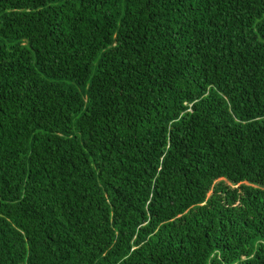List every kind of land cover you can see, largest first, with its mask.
Here are the masks:
<instances>
[{"label": "trees", "instance_id": "trees-1", "mask_svg": "<svg viewBox=\"0 0 264 264\" xmlns=\"http://www.w3.org/2000/svg\"><path fill=\"white\" fill-rule=\"evenodd\" d=\"M0 264H264V0H0Z\"/></svg>", "mask_w": 264, "mask_h": 264}, {"label": "rangeland", "instance_id": "rangeland-1", "mask_svg": "<svg viewBox=\"0 0 264 264\" xmlns=\"http://www.w3.org/2000/svg\"><path fill=\"white\" fill-rule=\"evenodd\" d=\"M228 186H230V187H232V188H235L236 186H232V185H230L229 183H226Z\"/></svg>", "mask_w": 264, "mask_h": 264}]
</instances>
